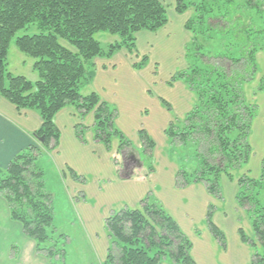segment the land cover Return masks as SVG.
I'll return each instance as SVG.
<instances>
[{"label": "trees", "instance_id": "1", "mask_svg": "<svg viewBox=\"0 0 264 264\" xmlns=\"http://www.w3.org/2000/svg\"><path fill=\"white\" fill-rule=\"evenodd\" d=\"M244 1L247 7L258 4ZM236 2L175 0L176 12L180 15L193 10L200 26L196 47L197 52L200 50V68L192 67L187 78L197 91L199 103L186 116L183 127L176 131L170 127L168 134L171 141L192 138L200 147V168L194 174L182 171L177 184L180 188H185L190 175H194L213 197H219L223 176L237 183L236 200L252 215L253 232L250 239L240 230V240L252 249V264H264L260 252L264 250V166L259 179L245 174L235 178L232 174L246 167L251 156L249 138L255 109L245 99L241 86L256 80V54L262 50L255 44L261 31L253 30L251 23L249 28H237L239 19L247 21L237 13ZM192 22L193 17L186 23L191 32L195 30ZM168 24L167 7L160 0H0V97L18 112L37 113L42 122L34 133L41 147L30 146L13 158L0 173V194L9 205L11 219L20 223L24 234L36 243L37 253L52 257L66 253V243L59 239L63 235H56L52 194L46 191L44 174L36 166L41 149L51 152L59 147L61 132L56 116L66 108H73L81 120L93 115L94 140L108 151L117 140V152L125 151L130 141L116 126V111L97 93L83 94L82 89L91 83L97 60L110 59L121 50L136 53L137 34L157 33ZM22 31L30 33L18 36ZM100 33L118 36L119 41L104 47L96 39ZM211 33L232 34L238 44H244L243 56H208L204 39ZM12 44L34 60L38 80L9 71ZM144 59L147 61V57ZM142 65L134 67L141 69ZM262 92L263 77L256 90ZM140 137L145 152L151 154L154 141L144 131ZM69 173L74 180L85 182L70 168ZM207 216L214 238L225 249L226 237L213 223L212 211ZM105 225L110 240L103 264H197L191 255L190 239L149 196L136 209L126 207L114 212Z\"/></svg>", "mask_w": 264, "mask_h": 264}, {"label": "rangeland", "instance_id": "2", "mask_svg": "<svg viewBox=\"0 0 264 264\" xmlns=\"http://www.w3.org/2000/svg\"><path fill=\"white\" fill-rule=\"evenodd\" d=\"M160 1L167 7L169 24L157 33L137 34V52L130 54L126 50H121L110 59L103 60L106 63V65L103 63L105 69L96 67L91 83L82 89L83 94L97 90L96 93L100 98L116 111V126L130 141L124 154L114 149V143L108 151L103 143L99 145L85 142L90 136L86 130H91L94 125L92 115L89 116L91 121L81 120L75 114L71 116L72 121L77 122L76 138L81 143H87L86 148L65 147L70 145L68 141L72 136L67 127H62L65 131L60 136V144L63 138L64 146L62 158L70 162L69 167L63 164V169L69 172L70 168L78 176L85 178L88 193L87 198L84 195L85 202L81 200L83 192H78L80 189L78 185L71 188L68 184L70 181L78 184L81 182L70 176V180L64 183L62 172L58 167H54L48 156H45L47 151L40 150L42 154L36 161V166L44 174L46 191L52 194L56 235H63L59 239L61 243H66L64 246L66 253L60 254L63 257L37 253L34 250L35 242L32 241L31 247H25L28 242L26 243V240L17 236L14 230L5 226L0 228V264H103L110 240L104 221L107 209L109 210L122 199L123 202L136 206L134 201L137 195L147 193L146 189L151 181V184L158 186L155 188L158 196L168 197L170 191L172 198L171 203L168 204L171 212L176 218L181 217L188 232L195 234L198 229L197 233L203 235L202 240L198 238L199 240L195 242L196 247L193 244L191 250V255L197 264L251 263V261L247 262V257L251 252L253 255L252 249L248 245L246 248L243 247V242L238 239H240V230L250 239L253 238L252 215L237 203L236 182L229 181L223 176L219 182V197H213L204 183H198L194 180V175H190L191 180L185 188H192L177 190L172 196L174 187L182 189L177 185L181 182L180 173L186 171L188 174H194L200 168V159L197 156L200 147L196 142L192 138L187 139L186 142L178 139L171 141L168 134L170 127L173 131L177 128L181 129L186 116L199 103L197 91L187 82V78L192 67L200 68V54H198L200 50L196 51L200 43L198 33L200 26L194 18L193 10L179 15L175 10V0ZM255 2L258 4L252 7L245 6L244 0L236 2L237 13L242 14L247 21L243 23L239 19L237 28L251 26L253 30L261 31L256 36L255 44L262 50L256 54V80L241 86L245 99L254 106L255 115L249 138L251 156L246 167L232 171L235 178L245 174L252 179H259L264 166V92L256 93L259 81L264 78V3L259 0ZM197 16L199 17V14ZM192 17L195 32L186 28V23L190 22ZM249 23L253 26H249ZM28 32L30 33V31H22L18 36ZM253 37L254 34L251 39ZM96 39L104 47L119 41L118 36L107 33L98 34ZM204 40L205 52L209 53L208 56L219 54H229L230 57L243 56L241 49L244 44H238L232 34L221 36L211 33ZM100 63L102 61L97 60V64ZM137 63L143 64L141 69L134 67ZM224 63L230 65L226 61ZM33 64V59L22 54L14 44L11 45L8 67L12 74L31 81L38 80L39 76L33 70ZM89 124L92 126L91 129L87 127ZM141 131L146 132L155 143L150 157L143 148ZM34 143V146L41 147L36 137ZM127 155H130L129 160ZM132 156L135 161L131 160ZM118 169H122L123 177L127 174L131 175L130 179L133 183H123L121 177L114 176ZM203 187L207 192L204 195L201 193ZM74 190L77 192L74 193ZM148 196L160 204V201L153 196V191ZM209 210L212 211L213 223L226 237L225 249H221V243L214 238L209 227L207 216ZM207 234L217 245L213 244L212 240L204 238ZM227 250L226 255L220 252ZM260 252L264 254L263 249H260ZM36 255L38 257L35 258ZM250 260H253L252 256Z\"/></svg>", "mask_w": 264, "mask_h": 264}, {"label": "crops", "instance_id": "3", "mask_svg": "<svg viewBox=\"0 0 264 264\" xmlns=\"http://www.w3.org/2000/svg\"><path fill=\"white\" fill-rule=\"evenodd\" d=\"M102 63L97 64L98 68H103L105 69V65L106 63L103 62V60H101ZM105 65H104V64ZM97 92V90H95ZM94 91L92 90L90 93H93ZM95 92V93H96ZM107 101V100H106ZM72 114L76 115V112L73 108H66L64 110H62L55 119V123L56 126L58 127V129L60 130L61 133L65 132L63 130L62 127H67L70 131H71V136L72 138L68 141V144L70 145H65V147L71 148V149H76V148H86L88 146L87 143H81L77 138H76V132H75V126L77 125V122L75 123L74 121H72L71 116ZM91 116V115H90ZM93 116V115H92ZM86 120L91 121V117L86 118ZM41 119L39 117V115H36L30 111H23V112H18L12 105H10L8 102H6L4 99H2L0 97V173L3 171H6V169L9 167L11 161L13 160V158L18 155L20 152L24 151L25 149H27L30 146H34L35 145V137L33 135V132L37 129H39V127L41 126ZM87 127H89V129H91V125L89 124ZM87 129V128H86ZM88 131L89 139H86L85 142L88 143H93V144H99L100 142L94 140V134H93V130H86ZM101 145V144H99ZM118 145L119 143L117 141L114 142V149L117 150L118 149ZM63 138H62V142L60 144V146L52 151V152H46L45 156H48V158L51 160V162L53 163L54 167H58L59 171L62 172V180L65 182H68L70 180V173L67 172L66 170L63 169V164L66 167H69V163L68 160H64V158H62V153L63 152ZM67 149V151H68ZM66 151V152H67ZM125 151H123L122 153L124 154ZM123 154H122V159H123ZM150 155V154H149ZM152 155V154H151ZM130 155H127V159L129 158ZM150 157V156H149ZM134 157L132 156V161H133ZM129 160V159H128ZM135 161V159H134ZM59 164H61V166H59ZM124 166V165H123ZM121 174V176H120ZM114 176H119L121 177V181L123 183L127 182L133 183V180L130 179L131 175L127 174V176L123 177L122 176V169H118V171H116V174ZM148 178V177H145ZM85 179V178H84ZM138 179V178H137ZM143 179V178H142ZM141 180V179H140ZM86 181V180H85ZM143 181V180H142ZM152 182V181H151ZM151 182L148 184V188L146 189L147 193H143L141 195H137V198L134 201V205L136 206H132L131 204H129L128 202H123V199L118 202L117 204H114V206L112 205L111 208L108 210L107 209V214L105 215L104 221H106V219L110 216V214L114 211L117 212L123 208H132V209H136L140 206V202L148 195L151 194V192L153 191V196L156 197V199H158V201H160L161 206H163L164 209H166V211H169V213L172 215V217H174L177 222V224L180 226V228L182 229V231L190 238V240L192 241V244L195 245V242H197L200 238V240H202V236H200L197 232L198 229L196 231L195 234H190L187 230V226L185 225V222L181 219V217L179 216V218L171 212V207L169 206L168 202L171 203V193L169 191V196L166 197L163 195L162 196H158L156 193L155 188H157L158 186H156V184H151ZM44 184H45V189H46V181L44 180ZM69 186L72 187H77L79 191L78 192H83V197L81 198V200H83L85 202L86 198H87V185L84 182L79 183L75 182V181H70L68 182ZM152 185V188H151ZM174 186V185H173ZM102 189V185L100 186ZM168 188V187H167ZM192 187L189 188H185V189H191ZM152 189V190H151ZM185 189H176L174 187V191L172 190V196L174 193L177 192V190H185ZM203 192L202 195L206 194V189H204L203 187ZM77 191L74 190V193H76ZM168 192V191H167ZM84 195H86V198H84ZM201 195V196H202ZM116 208V209H115ZM110 211V213H109ZM219 211V210H218ZM113 212V213H114ZM191 221V219H190ZM7 227L10 230H14L17 234V236H19L20 238L24 239V241L26 240V245L25 247H31L32 244L34 243L33 240L29 239L23 232L22 226L16 222L13 221L11 219L10 216V208L9 205L6 201V199L0 194V228L1 227ZM204 238H208V240H212L213 244H216L214 239L210 238V236L207 234V236L204 235ZM240 241V239H238ZM33 241V243H32ZM241 242V241H240ZM217 245V244H216ZM243 247H247L246 244H243ZM12 246V245H11ZM34 246V245H33ZM35 247H33L34 249ZM222 249V248H221ZM36 251V248L34 249ZM9 252V251H8ZM195 252V250H194ZM220 252H224L223 254L226 255L227 251H220ZM252 256V252L250 254H248L247 257V262L252 264V260L251 259ZM38 257L37 255L35 256V258ZM197 259V257H196ZM198 261V260H197Z\"/></svg>", "mask_w": 264, "mask_h": 264}, {"label": "flooded vegetation", "instance_id": "4", "mask_svg": "<svg viewBox=\"0 0 264 264\" xmlns=\"http://www.w3.org/2000/svg\"><path fill=\"white\" fill-rule=\"evenodd\" d=\"M128 166V165H127Z\"/></svg>", "mask_w": 264, "mask_h": 264}]
</instances>
